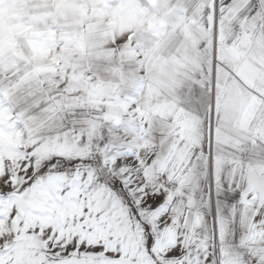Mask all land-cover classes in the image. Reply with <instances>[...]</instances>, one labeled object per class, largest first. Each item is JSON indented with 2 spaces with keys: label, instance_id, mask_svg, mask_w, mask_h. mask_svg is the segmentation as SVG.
<instances>
[{
  "label": "snow or ice",
  "instance_id": "6c2138e0",
  "mask_svg": "<svg viewBox=\"0 0 264 264\" xmlns=\"http://www.w3.org/2000/svg\"><path fill=\"white\" fill-rule=\"evenodd\" d=\"M0 264H264V0H0Z\"/></svg>",
  "mask_w": 264,
  "mask_h": 264
}]
</instances>
